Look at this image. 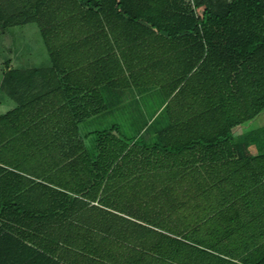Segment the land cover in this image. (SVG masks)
Returning <instances> with one entry per match:
<instances>
[{"label": "trees", "instance_id": "1", "mask_svg": "<svg viewBox=\"0 0 264 264\" xmlns=\"http://www.w3.org/2000/svg\"><path fill=\"white\" fill-rule=\"evenodd\" d=\"M30 22L55 68L123 79L131 117L123 139L33 146L22 114L44 71L4 72L0 264H264V134L255 154L234 134L264 112V0H0V32Z\"/></svg>", "mask_w": 264, "mask_h": 264}, {"label": "crops", "instance_id": "2", "mask_svg": "<svg viewBox=\"0 0 264 264\" xmlns=\"http://www.w3.org/2000/svg\"><path fill=\"white\" fill-rule=\"evenodd\" d=\"M197 11L198 14H202V9ZM115 37L114 32H99L92 36L94 39L92 42L102 49L103 46L109 47L110 43L114 45ZM83 45L87 46L85 43ZM114 50L115 55L121 56L119 62L123 64L124 45L122 48L119 45L113 47ZM74 60L78 59L74 57ZM8 69L44 71V78L37 79L36 84L33 83L28 89L27 95L32 103H29L27 112L22 114L24 124L29 129L35 127V136H43L42 139L40 137L34 139L33 146H94L100 130H108L111 136L123 139L119 130L115 128V122L122 120L121 130L127 127L125 120L131 117L129 102L125 110L124 80L119 79L120 83L116 84L114 78L109 82L108 77H104L109 75L108 66L88 64L81 60L67 63L57 69L51 59L47 65L41 66L6 64L0 70V92H3L7 99L13 100V106L0 112V115L18 106L17 101L1 87L4 72ZM126 85L129 88V82ZM115 88L122 92L121 100L115 97ZM5 99L0 98V105L5 103ZM242 126L244 125H239L235 129ZM33 127L31 133L34 136ZM103 141L107 146V139ZM248 149L255 154L258 146H249Z\"/></svg>", "mask_w": 264, "mask_h": 264}, {"label": "rangeland", "instance_id": "3", "mask_svg": "<svg viewBox=\"0 0 264 264\" xmlns=\"http://www.w3.org/2000/svg\"><path fill=\"white\" fill-rule=\"evenodd\" d=\"M49 62V53L36 22L13 26L5 32H0V70L7 63L15 66H41ZM2 97L7 99L6 95L0 92V98ZM6 99L5 103L0 105V112L13 106V100L7 99L6 101ZM258 131L264 134V112L252 120L249 125L247 123L235 129V134L245 133L246 138L251 141L253 133ZM251 146H255L253 141H251Z\"/></svg>", "mask_w": 264, "mask_h": 264}]
</instances>
